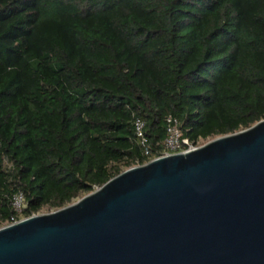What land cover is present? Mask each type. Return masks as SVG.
<instances>
[{"label": "trees", "instance_id": "1", "mask_svg": "<svg viewBox=\"0 0 264 264\" xmlns=\"http://www.w3.org/2000/svg\"><path fill=\"white\" fill-rule=\"evenodd\" d=\"M169 115L193 142L264 119V0H0V227L159 156Z\"/></svg>", "mask_w": 264, "mask_h": 264}, {"label": "water", "instance_id": "2", "mask_svg": "<svg viewBox=\"0 0 264 264\" xmlns=\"http://www.w3.org/2000/svg\"><path fill=\"white\" fill-rule=\"evenodd\" d=\"M0 264H264V119L0 227Z\"/></svg>", "mask_w": 264, "mask_h": 264}, {"label": "built area", "instance_id": "3", "mask_svg": "<svg viewBox=\"0 0 264 264\" xmlns=\"http://www.w3.org/2000/svg\"><path fill=\"white\" fill-rule=\"evenodd\" d=\"M166 123L167 137L163 141L164 149L161 151L159 156L170 153L189 151L200 146L197 145L196 142H193L189 140V138L183 136L181 124L177 118L169 115L166 119ZM134 125L138 142L141 144V146L144 147L145 154H150L151 150L148 147V139L145 135V122L138 117L135 119ZM12 205L16 211L21 212L27 206L24 194L21 192L16 193L13 196ZM16 221L18 220H15L14 222Z\"/></svg>", "mask_w": 264, "mask_h": 264}, {"label": "rangeland", "instance_id": "4", "mask_svg": "<svg viewBox=\"0 0 264 264\" xmlns=\"http://www.w3.org/2000/svg\"><path fill=\"white\" fill-rule=\"evenodd\" d=\"M213 138H210V139H206V140H198L196 142L197 145H201V144H204V143H207L208 141L212 140ZM76 201V200H75ZM50 212H53V210H50V209H43L39 214H42V213H50Z\"/></svg>", "mask_w": 264, "mask_h": 264}]
</instances>
